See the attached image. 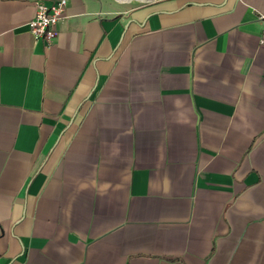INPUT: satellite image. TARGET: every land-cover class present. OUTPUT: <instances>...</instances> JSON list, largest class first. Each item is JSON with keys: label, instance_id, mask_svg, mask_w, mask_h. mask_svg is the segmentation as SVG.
<instances>
[{"label": "crops", "instance_id": "1", "mask_svg": "<svg viewBox=\"0 0 264 264\" xmlns=\"http://www.w3.org/2000/svg\"><path fill=\"white\" fill-rule=\"evenodd\" d=\"M33 2L0 0V264H264V0H67L50 44Z\"/></svg>", "mask_w": 264, "mask_h": 264}, {"label": "built area", "instance_id": "2", "mask_svg": "<svg viewBox=\"0 0 264 264\" xmlns=\"http://www.w3.org/2000/svg\"><path fill=\"white\" fill-rule=\"evenodd\" d=\"M35 14L26 22L30 33L35 40H42L50 44L57 34L56 26L66 17L67 0H34ZM258 19L263 22L258 44L264 47V14Z\"/></svg>", "mask_w": 264, "mask_h": 264}]
</instances>
